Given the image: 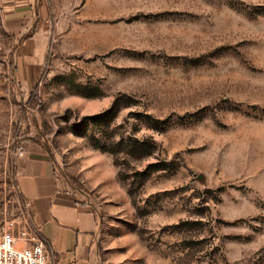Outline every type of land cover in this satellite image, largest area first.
<instances>
[{
	"label": "rangeland",
	"instance_id": "374dc122",
	"mask_svg": "<svg viewBox=\"0 0 264 264\" xmlns=\"http://www.w3.org/2000/svg\"><path fill=\"white\" fill-rule=\"evenodd\" d=\"M42 1L30 64L0 7V221L37 145L95 264H264V0Z\"/></svg>",
	"mask_w": 264,
	"mask_h": 264
},
{
	"label": "crops",
	"instance_id": "0c3cea01",
	"mask_svg": "<svg viewBox=\"0 0 264 264\" xmlns=\"http://www.w3.org/2000/svg\"><path fill=\"white\" fill-rule=\"evenodd\" d=\"M0 7L14 33L34 29L33 38L23 40L24 49L18 55L27 64L30 60L38 62L41 45L35 42L29 50L27 42L36 41L33 22L41 15L43 1L0 0ZM23 151L15 161V183L22 199L29 203L30 217L40 237L52 250L54 264H95V223L87 206L73 192L62 189L45 151L30 144Z\"/></svg>",
	"mask_w": 264,
	"mask_h": 264
},
{
	"label": "built area",
	"instance_id": "2783aa9c",
	"mask_svg": "<svg viewBox=\"0 0 264 264\" xmlns=\"http://www.w3.org/2000/svg\"><path fill=\"white\" fill-rule=\"evenodd\" d=\"M18 147L17 156L23 154ZM8 194L21 197L14 176L5 188ZM22 200L23 209L15 218L0 221V264H54V255L40 237L30 217L29 203Z\"/></svg>",
	"mask_w": 264,
	"mask_h": 264
},
{
	"label": "trees",
	"instance_id": "16d2710c",
	"mask_svg": "<svg viewBox=\"0 0 264 264\" xmlns=\"http://www.w3.org/2000/svg\"><path fill=\"white\" fill-rule=\"evenodd\" d=\"M108 115V111L107 112H105L104 114H102V115H99V116H95L94 117V119H96V121H100L101 119H103V118H105V116H107ZM107 121L105 120V123H106ZM106 141L104 140L103 142H102V145H97L96 144V141H92V146L93 147H95V148H97L98 150H100V151H102V152H108L109 154H112V151H111V149H109V147H107V145H106V143H105ZM135 150H140V149H135Z\"/></svg>",
	"mask_w": 264,
	"mask_h": 264
}]
</instances>
